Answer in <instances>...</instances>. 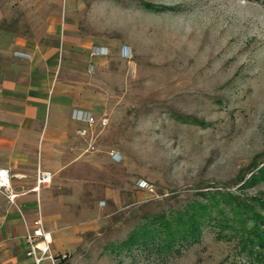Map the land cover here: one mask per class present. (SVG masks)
<instances>
[{"label": "rangeland", "instance_id": "rangeland-1", "mask_svg": "<svg viewBox=\"0 0 264 264\" xmlns=\"http://www.w3.org/2000/svg\"><path fill=\"white\" fill-rule=\"evenodd\" d=\"M84 2L132 58L114 72L123 99L95 147L65 172V223L49 230L57 264H264L257 244L213 221L162 253L121 242L142 214L200 192L256 200L264 215V0Z\"/></svg>", "mask_w": 264, "mask_h": 264}, {"label": "crops", "instance_id": "crops-1", "mask_svg": "<svg viewBox=\"0 0 264 264\" xmlns=\"http://www.w3.org/2000/svg\"><path fill=\"white\" fill-rule=\"evenodd\" d=\"M83 5L84 0H0V167L9 169L15 194L12 202L0 190V264H35L26 254L25 235L39 216L47 231L64 226L66 193L59 189L65 172L82 163L106 126H88L72 118L71 109L108 116L123 99L114 93L122 84L114 75L124 60L122 44L109 41L97 16L83 14ZM92 44H106L114 53L92 55ZM15 49L31 57L15 56ZM83 127L85 134L79 132ZM39 172L50 179L39 182ZM51 231L48 251L57 264Z\"/></svg>", "mask_w": 264, "mask_h": 264}, {"label": "trees", "instance_id": "trees-1", "mask_svg": "<svg viewBox=\"0 0 264 264\" xmlns=\"http://www.w3.org/2000/svg\"><path fill=\"white\" fill-rule=\"evenodd\" d=\"M199 194L201 197L182 207L142 214L143 221L130 230L122 244L137 243L156 253L170 251L176 244L197 239L203 224L213 221L218 231L228 228L240 233L247 243L257 244L260 253L264 252V215L255 208L256 200L235 198L230 192L218 190Z\"/></svg>", "mask_w": 264, "mask_h": 264}, {"label": "built area", "instance_id": "built-area-1", "mask_svg": "<svg viewBox=\"0 0 264 264\" xmlns=\"http://www.w3.org/2000/svg\"><path fill=\"white\" fill-rule=\"evenodd\" d=\"M90 53L92 55H107L109 53V47L106 44H92L90 48ZM13 54L15 56L24 57V58H30L31 53L15 49L13 51ZM120 54L127 58V60L130 63V60L132 58V48L126 44L123 43L120 47ZM71 116L72 118L83 121L88 124V126H93L96 123H101L102 125L107 124L109 118L106 115L97 117L92 111L82 108V107H73L71 109ZM79 132L81 134H85L87 132L86 128H80ZM110 156L114 160H119L121 158V153L118 150L111 149L109 152ZM50 174L48 172H39V175L37 176V180L40 182L41 180H49ZM135 183L137 187L141 189H145L147 191H153L154 190V184L150 180H147L144 177H138L135 180ZM0 190L5 193V195L8 197L10 201H14V193L11 188V180H10V172L9 169L6 167H0ZM101 204L104 203L102 200L100 202ZM49 231L45 230L42 226V219L39 216L35 220L34 226L31 228H28L27 233L25 235L26 243H27V249L26 254L28 256H31L35 262V264H40L41 260L43 259L44 254H46L54 263L53 255L48 251L49 245L47 243ZM64 255V254H63Z\"/></svg>", "mask_w": 264, "mask_h": 264}]
</instances>
